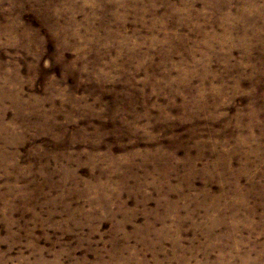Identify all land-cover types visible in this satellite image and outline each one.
Wrapping results in <instances>:
<instances>
[{
  "label": "rangeland",
  "instance_id": "obj_1",
  "mask_svg": "<svg viewBox=\"0 0 264 264\" xmlns=\"http://www.w3.org/2000/svg\"><path fill=\"white\" fill-rule=\"evenodd\" d=\"M0 264H264V0H0Z\"/></svg>",
  "mask_w": 264,
  "mask_h": 264
}]
</instances>
